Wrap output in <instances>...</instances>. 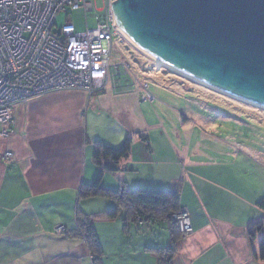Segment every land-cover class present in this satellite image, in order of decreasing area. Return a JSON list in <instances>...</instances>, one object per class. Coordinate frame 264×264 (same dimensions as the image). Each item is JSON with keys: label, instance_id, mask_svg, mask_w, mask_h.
<instances>
[{"label": "crops", "instance_id": "1", "mask_svg": "<svg viewBox=\"0 0 264 264\" xmlns=\"http://www.w3.org/2000/svg\"><path fill=\"white\" fill-rule=\"evenodd\" d=\"M153 128L160 127L142 114L139 92L124 84L93 97L59 91L17 105L14 132L4 145L14 158L0 157V264H93L86 240L75 235L79 216L94 221L104 253V237L115 231V264H159L153 251L159 247L143 243L140 227L163 222L169 229L167 221L126 226L122 217L104 218L113 200L81 201L83 186L93 185L100 172L97 143L117 148L128 138L131 156L119 172L104 174L102 187L177 189L179 209L189 211L194 233L179 240L172 264H264V230L255 239L249 236L253 224L264 219L257 207L264 197V168L252 163L234 176L230 164L196 162L189 148L160 144L165 135H153ZM59 227L64 234L57 233Z\"/></svg>", "mask_w": 264, "mask_h": 264}, {"label": "rangeland", "instance_id": "2", "mask_svg": "<svg viewBox=\"0 0 264 264\" xmlns=\"http://www.w3.org/2000/svg\"><path fill=\"white\" fill-rule=\"evenodd\" d=\"M90 1L95 4V11L88 14L87 21L89 28L95 29L97 17L105 14L107 0ZM69 21L78 33L86 31L83 10L62 13L57 25L62 28ZM154 65L151 59L118 35L114 39L107 87L124 84L139 92L142 114L151 126L160 127L149 132L165 135L160 144L169 147L172 142L181 149L189 148L191 160L196 162L230 164L237 171H232L234 176H240L252 163L264 168L263 108L224 95L167 68L154 71ZM141 92L151 94L155 100L145 101ZM101 132L109 131L103 128ZM155 143V138L151 143L149 141L152 146ZM136 229L135 233L138 232ZM140 231L145 240L143 243L156 244L159 248L171 244L172 235L163 222L145 225ZM112 236L104 237L108 251L103 254V259L115 264V231Z\"/></svg>", "mask_w": 264, "mask_h": 264}, {"label": "built area", "instance_id": "3", "mask_svg": "<svg viewBox=\"0 0 264 264\" xmlns=\"http://www.w3.org/2000/svg\"><path fill=\"white\" fill-rule=\"evenodd\" d=\"M107 0L98 26L90 29V0H0V157L13 160L4 145L13 134L15 107L28 100L59 91H84L93 97L106 90L114 39L113 4ZM83 10L86 31L78 33L69 21L59 28L62 13ZM147 86L145 87V89ZM145 101L155 98L145 93ZM182 236L194 233L190 213L179 209L170 218ZM58 234L65 229L59 227Z\"/></svg>", "mask_w": 264, "mask_h": 264}, {"label": "water", "instance_id": "4", "mask_svg": "<svg viewBox=\"0 0 264 264\" xmlns=\"http://www.w3.org/2000/svg\"><path fill=\"white\" fill-rule=\"evenodd\" d=\"M114 27L154 61L264 106V0H118Z\"/></svg>", "mask_w": 264, "mask_h": 264}, {"label": "trees", "instance_id": "5", "mask_svg": "<svg viewBox=\"0 0 264 264\" xmlns=\"http://www.w3.org/2000/svg\"><path fill=\"white\" fill-rule=\"evenodd\" d=\"M143 142L148 143V137L142 135ZM148 148L150 146L148 145ZM133 150V140L128 138L120 147H108L97 143L95 161L100 168L97 181L92 186H83L81 198L89 199L106 197L113 200L116 206L104 214V218L115 220L122 217L126 226L130 222H156L167 221L173 213L179 210V195L177 189L166 191H148L144 189H128L124 187L120 191H108L102 187V180L105 173L115 174L121 170V165L128 160ZM257 207L264 212V197L257 203ZM78 229L76 236L83 237L92 253L93 264H103V248L99 240L94 221L79 216L77 219ZM264 228V219L253 224L249 231L251 239H255ZM169 231L172 235L171 245L166 248L153 250L157 253L159 264H172L181 233L176 225L171 224ZM260 258L264 262V235L260 241Z\"/></svg>", "mask_w": 264, "mask_h": 264}, {"label": "bare ground", "instance_id": "6", "mask_svg": "<svg viewBox=\"0 0 264 264\" xmlns=\"http://www.w3.org/2000/svg\"><path fill=\"white\" fill-rule=\"evenodd\" d=\"M119 32V31H118ZM119 34L122 36V38L124 39V40H126L128 43H130L135 49H137L139 52H141L142 54H144L142 51H140L133 43H131L127 38H125L120 32H119ZM145 55V54H144ZM146 56V55H145ZM146 57H148V56H146ZM149 58V57H148ZM149 59H151V58H149ZM152 60V59H151ZM153 62H154V67L152 68L154 71H159L161 68H167V69H169V70H171V71H173V72H175V73H177V74H180V75H182V76H184V77H186V78H188V79H190V80H193V81H195V82H197L198 84H200V85H203V86H206V87H208V88H211L212 90H215V91H217V92H220V93H222V94H224V95H227V96H230V97H232V98H235V99H237V100H240V101H243V102H245V103H249V104H252V105H254V106H256V107H260V108H263L264 109V106L263 105H260V104H257V103H254V102H251V101H247V100H244V99H241V98H239V97H236V96H233V95H231V94H229V93H226V92H224V91H221V90H219V89H217L216 87H214V86H212V85H210V84H207V83H205V82H203V81H200V80H198V79H195V78H193V77H191V76H188V75H185V74H183V73H181V72H178V71H176V70H174V69H171V68H169V67H167V66H165V65H163V64H161V63H159V62H157V61H154V60H152Z\"/></svg>", "mask_w": 264, "mask_h": 264}]
</instances>
